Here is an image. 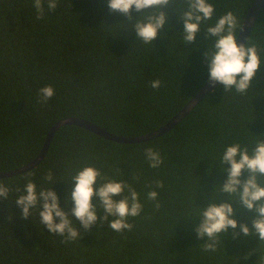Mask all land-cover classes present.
I'll use <instances>...</instances> for the list:
<instances>
[{"label":"trees","instance_id":"1","mask_svg":"<svg viewBox=\"0 0 264 264\" xmlns=\"http://www.w3.org/2000/svg\"><path fill=\"white\" fill-rule=\"evenodd\" d=\"M254 1L210 0L215 15L208 23L231 10L239 21L238 36ZM32 5L33 0H0V172L34 160L60 119H86L116 135L141 136L165 125L209 81L205 26L196 43L180 36L179 10L186 0L164 9L168 23L151 45L136 39L129 17L110 11L107 0H60L54 11L47 10L45 0L40 19ZM139 15L133 9L131 19ZM248 40L257 45L262 65L246 95L219 84L170 131L144 142H117L79 125H64L36 167L0 178L11 189L7 200L0 198V264H264V241L240 233L239 227L221 234L212 253L202 252L208 238L195 231L200 208L212 198L217 205L232 203L238 225L254 230L258 214L232 202L216 185L228 178L219 166L227 145L239 142L251 149L264 140V7ZM157 79L161 86L154 89L151 82ZM48 85L55 94L41 103L39 89ZM149 147L163 157L159 168L145 159ZM85 166L129 183L139 194L143 211L128 217L131 231L111 230V216L101 223L103 209L96 198L98 220L89 230L72 217L80 239L51 233L39 222V208L21 217L17 196L29 180L38 190L49 188V170L60 207L70 211L74 203L65 201L69 183ZM248 176L245 170L240 179ZM156 181L164 187L156 188ZM152 190L159 194L157 201L147 197ZM234 232L239 233L235 238Z\"/></svg>","mask_w":264,"mask_h":264},{"label":"clouds","instance_id":"2","mask_svg":"<svg viewBox=\"0 0 264 264\" xmlns=\"http://www.w3.org/2000/svg\"><path fill=\"white\" fill-rule=\"evenodd\" d=\"M44 2L45 0H33L32 6L37 12V19L44 15ZM173 2L174 0H107V6L112 12L118 11L128 16L131 29H135L136 39L151 45L168 23L164 9ZM59 3L60 0H47V10L54 11ZM133 9L140 14L135 21L131 19ZM146 11L149 14L140 19ZM214 15L215 5L210 0H186V7L179 10V17L183 21L180 36L186 43H196V34L200 31L201 25H204L206 39L210 42L205 53L209 81L212 84L217 82L222 84L225 91L235 89L237 93L246 95L262 65L258 47L249 40L245 44L237 43L236 30L239 21L233 11H227L214 23L209 24ZM198 47L197 43V50ZM160 86L159 79L151 82L154 89ZM54 94L55 90L51 85L39 89L41 103H47ZM144 156L151 168H159L164 162L160 152L151 147L145 150ZM225 165H230V168H225ZM219 166L222 172L228 173L224 184L216 185L219 187V193H227L232 202H238L258 215L252 221L254 230H250L247 224L238 225L232 203L222 202L217 205L214 202L215 198H212L206 207L200 208L201 223L195 229L199 238L205 236L208 238L207 242L202 244L201 250L205 253L216 251V245L220 242L218 237L221 234L226 235L229 228L235 230L239 227L240 233L258 237L260 242L264 241V140L256 141L251 149L239 142L227 145L219 159ZM245 170L249 176L246 180H241L240 177ZM45 179L51 186L57 183L51 170L47 172ZM98 181L103 183L98 184ZM69 184L72 187L65 201L70 198L74 203L70 211L66 210V205L63 209L60 207L59 197L51 186L38 190L37 185L29 180L24 185L23 194L18 195L15 200V205L21 209V217L27 219L32 216L33 209L39 208L41 225L57 235L64 236L67 233L65 237L67 240H76L81 237L79 230L73 225V216L80 221L85 230H89L98 220V207L97 203L93 204V198H96L103 209V215L99 217L101 223L109 216L113 217L110 228L116 232L125 229L131 231L134 225L127 222L128 217H137L143 211L139 194L129 183L107 179L100 169L94 166L79 169ZM155 187L163 188V182L156 181ZM126 189L127 195L124 194ZM10 191V187L0 180V198L7 200ZM158 195L156 190L147 193L148 199L152 201H157ZM234 196L236 199H233ZM155 206L158 209L160 204L157 202ZM56 218H59V223L56 222ZM237 235L239 233L234 232L233 238Z\"/></svg>","mask_w":264,"mask_h":264},{"label":"water","instance_id":"3","mask_svg":"<svg viewBox=\"0 0 264 264\" xmlns=\"http://www.w3.org/2000/svg\"><path fill=\"white\" fill-rule=\"evenodd\" d=\"M264 7V0H255L252 7L248 11L237 36V43L238 44H245L251 34V31L257 21V18ZM220 83L212 84L208 81L191 99L190 101L174 116L172 117L165 125L160 127L159 129L152 131L150 133L136 136V137H125L113 134L106 130L105 128L101 127L100 125L93 123L86 119L76 118V117H69L60 119L57 121L52 128L49 130V133L46 136L43 148L39 155L29 162L26 165H23L19 168L10 170V171H2L0 172V178L5 177H12L24 172H27L34 167H36L42 160L46 157L47 152L50 148L52 140L56 134V132L64 125L68 124H75L82 126L98 135H101L107 139L123 142V143H136V142H144L151 139H154L158 136L165 134L166 132L170 131L174 126H176L183 118H185L198 103L207 96L211 91H213Z\"/></svg>","mask_w":264,"mask_h":264}]
</instances>
